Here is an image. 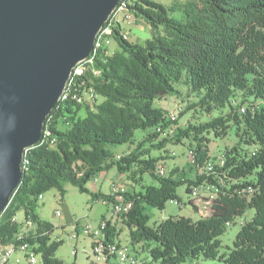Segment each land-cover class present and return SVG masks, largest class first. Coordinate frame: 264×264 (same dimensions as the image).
<instances>
[{
    "label": "trees",
    "instance_id": "16d2710c",
    "mask_svg": "<svg viewBox=\"0 0 264 264\" xmlns=\"http://www.w3.org/2000/svg\"><path fill=\"white\" fill-rule=\"evenodd\" d=\"M130 10L150 27L153 38L133 44L116 28L115 50L95 48L90 68L75 77L71 89L93 88L97 99L86 107L85 117L72 100L59 101L47 117L43 138L26 152L22 182L1 216L0 246L23 240L42 264H64L56 258L62 241L51 239L54 226L36 214L40 196L57 189L64 197L68 184L90 193L88 182L116 168L142 182L140 191L126 194L133 207L123 218L139 264H186L200 258L264 264V0H174L170 6L140 0ZM172 97L185 99L178 119L192 111L206 120L180 127L164 107ZM62 120L66 130L59 129ZM232 129L236 144L212 159L209 135L222 139ZM137 131L146 133L139 141ZM186 139L194 143L195 166L204 172L195 179L163 177L159 164L164 159L152 156V150ZM122 145L133 148L121 155L109 149ZM210 162L212 171L207 170ZM145 175L157 185H144ZM181 185L191 196L197 186L217 190L210 215L203 216L191 199L198 220L170 217L150 226L147 209L163 211L172 200L182 204ZM91 194L112 202L110 196ZM248 210L254 211L253 218L233 248L221 254L226 225ZM20 212L34 226L18 241L23 223L13 218ZM117 235L109 222L105 241L117 242Z\"/></svg>",
    "mask_w": 264,
    "mask_h": 264
},
{
    "label": "water",
    "instance_id": "95a60500",
    "mask_svg": "<svg viewBox=\"0 0 264 264\" xmlns=\"http://www.w3.org/2000/svg\"><path fill=\"white\" fill-rule=\"evenodd\" d=\"M122 0H0V214L74 68Z\"/></svg>",
    "mask_w": 264,
    "mask_h": 264
},
{
    "label": "rangeland",
    "instance_id": "374dc122",
    "mask_svg": "<svg viewBox=\"0 0 264 264\" xmlns=\"http://www.w3.org/2000/svg\"><path fill=\"white\" fill-rule=\"evenodd\" d=\"M174 0H157V2L170 6ZM129 32V42L133 44H144L147 40L153 38V33L148 25L144 22L137 21L136 26L127 29ZM116 45L113 43L109 49L115 50ZM185 93V89H182ZM185 99L172 97L165 103L164 107L169 111L174 109L177 105L182 108L185 107ZM74 101V100H72ZM101 100H98V103ZM94 100L85 96L82 102L77 100V104L80 105V111L78 115L80 117L86 116V107L93 105ZM205 117H201L193 113L192 111L185 116H180L178 119V125L185 128L188 123L204 122ZM60 130L67 129V123L65 120L60 121ZM146 135L143 131H137L135 138L137 141L141 140ZM210 142L208 147L210 150V156L212 159H218L219 155L224 152L225 147H232L236 144V138L234 130H230V133L225 138H215L212 134L209 135ZM191 144L189 140H185L181 144H168L165 150H152V156L162 157L164 159L159 164V168L165 169L163 177H168L173 174L178 180L180 179H195L197 175L204 172V169H198L195 166V156L191 151ZM133 147L131 145H122L110 147V151L113 154L121 155L128 152ZM98 177V182L93 179L88 182L87 189L90 193H82L80 190L71 184L66 185V195L62 197L61 193L57 189H52L43 194V199L38 201L36 207V214L41 220L47 221L54 226V231L51 235L52 240H61L62 245L56 252V258L61 260L64 264H87L88 252L91 251L93 240L89 235L83 232V227L86 225H92L97 227L98 224L104 218L107 221H113L117 229L116 240L121 246L127 248L133 255L135 253L130 247V230L127 225L124 224L123 218L125 216L117 217L113 214L112 204L105 201L102 198L94 199L91 193H99L103 196H109L110 187L112 183H124L127 185L129 191H133L135 188L137 191L141 190V184L133 182L127 174H121L116 168L104 172ZM144 185L155 184L150 176H144ZM187 185H181L177 188V194L180 197L181 206L168 202L165 210L160 211L155 208L149 207L147 213L150 221L149 225L154 226L159 224L170 217H186L196 221L200 218L199 214L195 212L194 208L189 204V200L195 199L196 204L199 207L200 213L203 216H209L211 213V207L213 200L217 197V190L215 188L207 189L206 187L197 195L191 196L186 193ZM60 212V215H57ZM254 211L248 210L243 216L237 217L234 222L226 225V232L220 237L221 247L220 253H228L229 248H233V242L236 239L237 234L242 227L253 218ZM19 222L22 223L25 220L24 213L18 214ZM78 228V239H73L75 233L74 227ZM144 254H140L139 257L143 258ZM9 264H28L26 255L24 252L17 251L11 257ZM35 264H42L41 257H36ZM109 264H118L117 261L112 260ZM186 264H223L218 261L206 260L200 258L193 262H187Z\"/></svg>",
    "mask_w": 264,
    "mask_h": 264
},
{
    "label": "built area",
    "instance_id": "2783aa9c",
    "mask_svg": "<svg viewBox=\"0 0 264 264\" xmlns=\"http://www.w3.org/2000/svg\"><path fill=\"white\" fill-rule=\"evenodd\" d=\"M140 0H122L119 2L117 7L113 10L109 16L107 22L104 24L102 29L99 31L94 50L109 48L113 44L112 34L114 29L120 28L121 35L123 39L129 40V32L127 29L136 26L138 19L130 10V7H134L137 2ZM157 1V0H153ZM94 52V51H93ZM93 61L91 55L86 60L77 64L74 68L70 79L67 83L66 89L60 99V101L74 100L77 102H82L86 97H89L92 100L97 99V94L93 88L86 89L83 92L76 93L71 87L74 84V79L76 76H81L85 71L90 68V65ZM95 75H99L98 71H94ZM183 108L180 105H177L169 113V118L172 121H177L178 116ZM173 133V129L169 131ZM29 150V149H28ZM27 150V151H28ZM26 151V152H27ZM223 164V163H222ZM24 161L22 165V171L24 170ZM214 169V163H208L207 170L212 171ZM161 175L165 174L164 168H159ZM95 182H98V177L94 179ZM205 187L197 186L192 188V196H197ZM209 189V187H206ZM128 187L124 183H112L110 187L109 196L112 197V211L113 214L117 217L126 216L133 207V202L128 200L126 194L128 193ZM43 199V196H40V200ZM171 203L176 205H181L178 200H172ZM3 214H0V219ZM57 215H60V212H57ZM13 221L19 222L18 215L13 218ZM103 219L97 227L92 225H86L83 227V232L93 240V245L91 251L88 252V263L87 264H109L110 261L115 260L118 264H139L140 260L136 255H133L127 248L121 246L118 242L109 243L105 241V231L108 229V223ZM20 223V222H19ZM23 223V232L19 235L18 241H21L23 235L26 231H29L33 228L34 224L32 220H26ZM75 233L73 234V239H78V228L74 227ZM21 251L26 255L28 264H35L37 255L34 254L31 250L29 243L24 242L23 240L17 245H1L0 246V264H9L11 257L15 252Z\"/></svg>",
    "mask_w": 264,
    "mask_h": 264
},
{
    "label": "crops",
    "instance_id": "0c3cea01",
    "mask_svg": "<svg viewBox=\"0 0 264 264\" xmlns=\"http://www.w3.org/2000/svg\"><path fill=\"white\" fill-rule=\"evenodd\" d=\"M140 22H143V21H141V20H139ZM146 25V24H145ZM116 48V47H115ZM99 193H101V192H99ZM104 219V218H103ZM102 219V220H103ZM111 222V221H110ZM114 222H115V220H114ZM114 222L112 221L111 223H112V225H114Z\"/></svg>",
    "mask_w": 264,
    "mask_h": 264
}]
</instances>
